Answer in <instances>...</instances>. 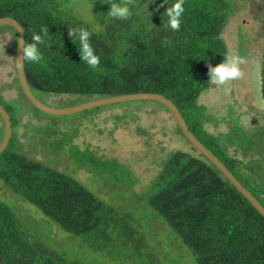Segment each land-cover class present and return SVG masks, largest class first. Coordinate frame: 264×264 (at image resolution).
Here are the masks:
<instances>
[{"label":"trees","instance_id":"obj_1","mask_svg":"<svg viewBox=\"0 0 264 264\" xmlns=\"http://www.w3.org/2000/svg\"><path fill=\"white\" fill-rule=\"evenodd\" d=\"M111 2L0 0V18L17 20L25 31V43L31 42L33 33L47 29L45 43L40 46L42 60L25 61L33 93L93 100L135 93L163 95L179 108L197 139L264 206V127L250 133L235 119L228 134L217 136L205 128L206 111L198 105L212 86L207 81L209 64L214 67L230 55L224 32L237 11V0H184L178 31L167 27V16L163 15L176 0H167L168 4L164 0H120L133 7L134 14L128 20L106 16ZM0 27L8 28L4 40L8 47L10 43L14 61L16 32L9 26ZM79 27L90 33V42L100 57L97 69L81 61L79 41L69 36L70 29ZM261 81L264 98V58ZM23 96L26 98L24 92ZM6 109L12 118L13 135L8 149L0 154V182L60 233L79 240L81 253L94 254L91 264H171V255L177 253L173 247L165 248L166 241L180 246L183 253L186 248L196 264H264V217L191 145L176 120L175 129L193 153L187 148L169 150L154 167L156 174L140 190L141 178L125 164L104 159L89 146H79L73 130L60 126L54 118L57 116L35 107L37 113L54 118L40 128L49 139L44 144L55 156L51 159L60 161L56 154L70 158L74 175L23 155L17 149L15 134L19 123L14 111ZM79 171L93 175L89 186L109 174L110 202L101 199L97 190L98 195L86 188L75 176ZM116 192L127 194L126 199L134 202L133 209ZM34 219L29 210L23 217L0 198V264H84L69 262L30 237L28 221L34 223ZM168 229L177 236L173 241L165 236ZM52 237L61 241L58 235ZM159 238L164 239V246L155 248V241L151 246L150 242Z\"/></svg>","mask_w":264,"mask_h":264},{"label":"rangeland","instance_id":"obj_2","mask_svg":"<svg viewBox=\"0 0 264 264\" xmlns=\"http://www.w3.org/2000/svg\"><path fill=\"white\" fill-rule=\"evenodd\" d=\"M236 9L224 36L230 55L239 56L244 60V63L239 65L242 75L224 85H212L198 101V105L203 106L206 111L205 128L209 133L217 136L228 134L233 124L236 123L235 119H238L239 125L244 126L250 133L255 132L256 128L264 127V98L261 91V70L264 58V0H237ZM7 29L0 27V103L14 111V119L19 123L15 128L17 149L23 155L59 169L68 175H74L71 170V159L56 154L57 158L61 159L54 163L51 158L55 156L51 155L45 145L49 139H46L40 128L45 127V123L54 118L61 122L60 126L66 125L67 129L70 128L75 132L73 137L76 138L75 142L79 146L83 148L89 146L104 159L116 160L125 164L137 178H141L138 188L140 190L146 187L150 177L156 174L154 167L169 150L185 151L187 148L188 152L193 153L191 145L175 129L177 124L172 114L158 102H127L65 117L53 118L37 113L29 100L23 96L20 84L16 82V61H13V55L10 53V43L8 47V42L4 40L8 37L5 35ZM37 97L44 104L55 109L71 108L93 100L74 95L38 94ZM3 137L4 122L0 116V143ZM173 142L178 144L172 145ZM74 169L78 171L79 168L74 166ZM108 175L105 173V179L102 182L98 177L96 185L89 186L92 185L90 181L92 174L81 171L75 173L76 178L83 182L86 188L95 194L97 190L100 194L97 195L101 199L110 202L113 195L111 186L107 182L110 178ZM116 194L125 199L128 198L125 193L116 192ZM0 198L14 211L18 210L23 217L26 209L29 210L35 218L34 223L28 221L30 226L27 229L30 231V237L37 238L69 262L79 260L84 264L85 262L91 264L94 254L90 251L88 254L81 253L80 247L83 244L79 240L66 233H60L51 221L38 213L33 206L10 192L1 182ZM113 202L116 204L115 201ZM126 203H129V209L131 207L133 209L134 202L131 199H126ZM155 230L160 231L158 227ZM139 233H143L142 230H139ZM166 234L169 235L165 236L170 241L177 237L169 229ZM52 235H58L61 241L56 240ZM162 239L151 241V246H154V241L157 243L155 248L164 246V239ZM166 242L165 248L169 250L173 247V251L177 253L171 255L173 258L171 264H196L194 257L186 248L183 253L180 246L174 247V244L171 246L170 242ZM104 264L111 263L105 262Z\"/></svg>","mask_w":264,"mask_h":264},{"label":"water","instance_id":"obj_3","mask_svg":"<svg viewBox=\"0 0 264 264\" xmlns=\"http://www.w3.org/2000/svg\"><path fill=\"white\" fill-rule=\"evenodd\" d=\"M0 26H9L13 28L16 32V73L18 77L19 84L22 91L24 92L26 98L29 102L41 112L57 117H65L80 112H84L90 109L107 106L111 104L127 103V102H141V101H152L158 102L166 106L175 118L178 126L180 127L182 133L191 143V145L197 149L201 154H203L207 159H209L223 174L224 176L237 188L241 194L256 208L258 212L264 217V206L259 202V200L231 173V171L226 167V165L213 153L211 152L202 142H200L197 137L190 131L185 118L183 117L179 108L167 97L156 94V93H135V94H125L119 96L106 97L101 99L91 100L79 106L55 109L44 104L31 90L26 77L25 62L21 66L18 61L19 57L22 55L23 44L25 43V31L20 23L11 17L0 18ZM0 116L4 122V137L0 143V154L8 149L10 145V140L13 135L11 116L9 115L7 109L0 104Z\"/></svg>","mask_w":264,"mask_h":264},{"label":"clouds","instance_id":"obj_4","mask_svg":"<svg viewBox=\"0 0 264 264\" xmlns=\"http://www.w3.org/2000/svg\"><path fill=\"white\" fill-rule=\"evenodd\" d=\"M164 3L168 4L167 0H164ZM183 4L184 0H176V2L170 7L168 6L163 13V15L167 16V27L173 31H178L180 29L182 16L185 11ZM109 5L110 7L106 16L110 19L128 20L134 14L133 7L128 3L120 2V0H113ZM46 35L47 29H41L40 33H33L30 43L23 44L22 55L19 57L18 61L21 66L25 61L39 63L42 60L40 46L45 43L44 37ZM69 36L72 40L75 38L79 41L81 61L85 62L90 68L97 69L100 64V57L96 54V50L90 42L89 31L84 27L70 29ZM242 63H244V60L239 56L225 55L223 61L218 65L213 67L209 64L207 81H209L210 86L224 85L228 81L241 77L242 72L239 65Z\"/></svg>","mask_w":264,"mask_h":264}]
</instances>
